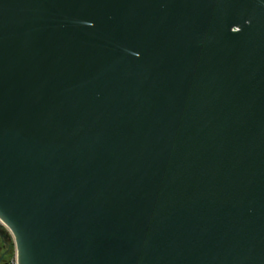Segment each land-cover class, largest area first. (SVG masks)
I'll list each match as a JSON object with an SVG mask.
<instances>
[{
  "label": "water",
  "instance_id": "water-1",
  "mask_svg": "<svg viewBox=\"0 0 264 264\" xmlns=\"http://www.w3.org/2000/svg\"><path fill=\"white\" fill-rule=\"evenodd\" d=\"M0 219L18 264H264V0H0Z\"/></svg>",
  "mask_w": 264,
  "mask_h": 264
},
{
  "label": "rangeland",
  "instance_id": "rangeland-1",
  "mask_svg": "<svg viewBox=\"0 0 264 264\" xmlns=\"http://www.w3.org/2000/svg\"><path fill=\"white\" fill-rule=\"evenodd\" d=\"M15 242L3 227H0V264H11L15 254Z\"/></svg>",
  "mask_w": 264,
  "mask_h": 264
},
{
  "label": "built area",
  "instance_id": "built-area-1",
  "mask_svg": "<svg viewBox=\"0 0 264 264\" xmlns=\"http://www.w3.org/2000/svg\"><path fill=\"white\" fill-rule=\"evenodd\" d=\"M0 227H3L5 230H7L8 233L11 235V237L14 239V236H13L11 230L5 225V223L1 219H0ZM11 264H18L16 249H15L14 258L12 259Z\"/></svg>",
  "mask_w": 264,
  "mask_h": 264
}]
</instances>
